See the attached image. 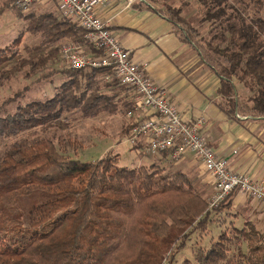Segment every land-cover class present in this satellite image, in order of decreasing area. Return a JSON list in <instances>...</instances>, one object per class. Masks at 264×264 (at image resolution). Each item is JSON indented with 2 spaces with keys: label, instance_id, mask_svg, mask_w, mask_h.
<instances>
[{
  "label": "trees",
  "instance_id": "trees-1",
  "mask_svg": "<svg viewBox=\"0 0 264 264\" xmlns=\"http://www.w3.org/2000/svg\"><path fill=\"white\" fill-rule=\"evenodd\" d=\"M227 1L199 0L208 10L202 23L214 20L223 27L218 18L225 15ZM8 2L4 7L15 8L26 20L27 31L42 39L26 45L27 57L16 49L24 31L11 44L0 46V75L25 70L29 77L49 68L39 79L58 72L66 76L51 97L19 104L11 113L1 105L0 141L29 128L67 126L63 116L76 108L84 116L115 112L119 103L130 108L128 112L134 110L135 92L118 82L113 67L56 68L64 40L90 48L92 55L102 54L85 39L82 26L61 16L56 1L57 11L40 13L22 12L16 0ZM167 10L178 32L194 42L199 30L181 16L182 9ZM241 15L240 25L229 23V36L218 33L208 40L207 47L221 59L203 58L219 76L218 92L228 106L236 107L239 82L251 92V110L264 116V20L255 25ZM130 120L127 135L135 125V118ZM67 142L61 147L51 138L16 141L0 155V264H173L189 235L207 231L218 219L214 215L232 205L235 191L210 208L206 192L194 187L181 170H167L159 163L120 166L119 154L112 150L83 161L63 150L76 144ZM28 199L34 201L25 209L22 202ZM251 224L233 228L237 239L247 243L238 257L230 255L232 239L224 230L208 247H199L193 261L180 264H264V232Z\"/></svg>",
  "mask_w": 264,
  "mask_h": 264
},
{
  "label": "crops",
  "instance_id": "crops-1",
  "mask_svg": "<svg viewBox=\"0 0 264 264\" xmlns=\"http://www.w3.org/2000/svg\"><path fill=\"white\" fill-rule=\"evenodd\" d=\"M40 9L57 11L58 7L55 0H41ZM160 10L154 0H106L97 13L110 20V29L118 41L167 90L185 119H204L203 130L215 151L228 158L229 167L264 180V116L251 110L253 103L249 97L243 101L244 89H240L238 82H235L236 107L227 105L218 92L220 78L204 61L201 50L194 42L187 41ZM83 49L89 56L93 54L90 48ZM148 139L147 135L141 136L134 144L142 150L139 154L147 149ZM144 154L147 155L143 162L147 164L159 163L167 170L177 165L176 168L188 173L194 187L197 184L198 190L205 191L209 198L213 196L216 180L192 152L178 161L169 152L146 150ZM231 199L229 209L214 215L221 230L228 224L243 228L250 222L264 232V205L239 191Z\"/></svg>",
  "mask_w": 264,
  "mask_h": 264
},
{
  "label": "rangeland",
  "instance_id": "rangeland-1",
  "mask_svg": "<svg viewBox=\"0 0 264 264\" xmlns=\"http://www.w3.org/2000/svg\"><path fill=\"white\" fill-rule=\"evenodd\" d=\"M7 1V0H6ZM5 0H0V46H6L11 44L20 34L24 31L21 42L16 48L17 51L24 57H27L26 45H34L40 43L42 37L39 33H32L27 31V22L25 19L20 18L15 8L4 7ZM9 0L8 3H10ZM17 1V0H16ZM160 7L164 15H169L168 8H181V16L187 17L190 22L199 30V36L195 35L194 43L201 50L202 55H208L211 59H221L218 54L212 52L208 47V40H211L215 34L225 33V37L229 36L228 27L229 23H235L240 25V18L238 14H242L246 22H252L256 25L257 20H264V0H261L259 5H256L253 0H228L223 6L225 15L218 18L223 23L216 24V21H204L202 19L206 14L207 7L202 5L199 0H154ZM17 4V3H16ZM41 0H37L28 9H22L20 11L25 13L31 11L43 12L40 9ZM17 6V5H16ZM7 9V10H6ZM6 10V11H5ZM51 10L46 9L44 11ZM238 11V12H237ZM237 12V13H236ZM166 15V16H167ZM216 24L217 26H214ZM22 36V35H21ZM66 42L64 40L62 45ZM215 43H222L221 40H214ZM225 45L224 43H222ZM208 56H205L209 58ZM209 58V59H210ZM29 68V67H27ZM56 68L61 70L71 68L66 58L60 57L59 63ZM50 69H46L43 72H39L27 77L25 70L19 73H13L8 77H2L0 75V106L5 105V111L12 112L19 104L34 100H43L47 97H51L56 90V86L62 83L65 79V74L58 72L49 77H41V74ZM39 79V80H38ZM240 84V89H244L243 101H247L251 97V92L243 84ZM225 100V99H224ZM252 104V103H250ZM254 104V103H253ZM120 106V108H119ZM118 110L113 111H100L95 115L84 116L79 108L73 109L70 112H66L63 116V123L67 126H59L58 124L52 125L46 130L43 127L29 128L16 136L2 139L0 141V155L14 142H28L36 138H51L54 139L59 146H63L62 142L73 140L76 141L75 146H67L66 150L75 158L83 161L97 159L104 156L108 151L112 150L113 153L119 154V165L125 167H136L139 165H149L143 162V157L147 154L146 148L143 149L144 153L139 154V148L134 146V143L130 139V135H127L125 129L129 126L131 120L128 115V110L122 108L121 103L118 105ZM4 114V113H3ZM62 141V142H61ZM67 142V143H68ZM63 144V145H62ZM151 153V152H150ZM173 166L172 170H179ZM189 176V175H188ZM197 184H195V187ZM197 188V187H196ZM48 197L51 194H46ZM250 199V198H249ZM251 200V199H250ZM34 199L24 200L23 206L25 209H29ZM251 224V223H250ZM252 226V224H251ZM208 232L197 229L189 235L184 247L176 254V259L173 264H180L185 260H194L195 251L199 247H208L211 239H217L221 230V225L215 221L211 222L208 226ZM250 227L247 226V229ZM234 227L230 224L226 225L225 232L232 239L229 245L230 255H238V250L242 248L247 249L246 241L240 237L237 239V234L234 232Z\"/></svg>",
  "mask_w": 264,
  "mask_h": 264
},
{
  "label": "built area",
  "instance_id": "built-area-1",
  "mask_svg": "<svg viewBox=\"0 0 264 264\" xmlns=\"http://www.w3.org/2000/svg\"><path fill=\"white\" fill-rule=\"evenodd\" d=\"M37 0H17V5L28 9ZM61 16L82 26L85 39L101 49V55H88L83 46L74 41L62 47V57L70 67H113L118 82L133 88L134 110L128 112L135 118L130 139L135 144L144 135L149 136L147 150L151 153L169 152L178 161L192 152L215 178V192L210 197V208H217L233 191H239L264 205V180H258L229 167L228 158L219 155L203 130L204 119L189 121L184 118L167 90L154 80L144 66L134 61L131 51L121 44L110 29V20L102 18L97 10L106 0H55ZM109 78V76L107 77Z\"/></svg>",
  "mask_w": 264,
  "mask_h": 264
}]
</instances>
